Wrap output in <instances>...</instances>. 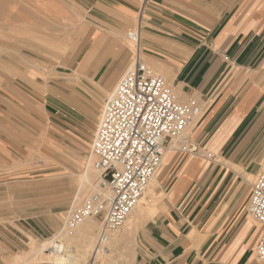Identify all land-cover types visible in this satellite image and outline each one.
Listing matches in <instances>:
<instances>
[{
  "label": "crops",
  "instance_id": "obj_1",
  "mask_svg": "<svg viewBox=\"0 0 264 264\" xmlns=\"http://www.w3.org/2000/svg\"><path fill=\"white\" fill-rule=\"evenodd\" d=\"M89 1L88 11L129 16L108 0ZM137 1L144 53L163 65L180 96H192L201 106L188 128L201 156L188 159L191 155L175 150L166 157L156 185L164 195L158 209L153 207L157 214L136 230L132 264H264L254 256L258 226L240 208L251 185L247 176L264 158V150H256L264 139V87L254 74L264 60V0ZM109 44L100 51L110 50L99 68L115 51L108 63L114 73L125 55ZM152 49L156 56L149 54ZM97 64L85 69L98 70ZM49 96L44 104L49 120L63 123L59 109L68 110L69 102ZM8 136V130L0 133V143L6 145ZM207 151L213 159L204 157Z\"/></svg>",
  "mask_w": 264,
  "mask_h": 264
},
{
  "label": "rangeland",
  "instance_id": "obj_2",
  "mask_svg": "<svg viewBox=\"0 0 264 264\" xmlns=\"http://www.w3.org/2000/svg\"><path fill=\"white\" fill-rule=\"evenodd\" d=\"M89 2L0 0V17L9 18L8 24L0 22V133L8 130L10 138L6 145L0 143V264H14L15 259L16 264H22L23 256L28 251L27 232L43 238L51 236L63 226L65 219L61 212L72 207L70 200L75 194L73 179L84 167V159L89 156L88 145L97 124L96 114L100 112L107 95L100 93V88L94 82L104 86L107 79L112 77L106 88L112 89L126 71L134 52L135 45L126 39L125 34L128 30L136 29L137 14L140 12L137 9L141 10L138 1L108 0V5L117 6L122 13H128L126 18L112 10L106 12L97 9L99 15L88 11ZM61 21L75 25L78 22L82 27L78 24V27L63 26V23L60 26ZM122 23H125L122 29L112 27ZM45 24L56 26L58 33L65 36L59 38L64 46H56L39 38L40 28ZM112 29L120 37L111 35L105 40L109 41L111 51L122 47L125 55L123 67L115 74L110 70L112 66L108 63L112 56L115 57L113 51L99 68V61L101 63L110 51L106 50L94 59L98 63V70L90 67L81 69L96 35H105ZM152 52L149 54L156 56V50ZM254 74L255 80L264 87V60ZM75 84L78 86L73 87ZM169 86L177 100H185L171 84ZM50 93L54 95L55 101L62 98L70 104L68 110L59 109L65 115L63 123L52 120L55 123L53 125L44 109ZM90 94L101 99L95 102ZM256 150L262 154L264 139ZM200 156L198 153L188 159ZM262 166L264 158L260 159L257 171L247 176L249 183L254 181ZM248 191L249 185L241 199L240 208L249 218L246 209ZM155 192L156 195H151L149 189L141 206L158 209L164 194L158 186ZM91 194L94 193L90 191L85 197ZM157 212L155 209L151 211L144 222L137 226V230ZM92 220L95 225L99 224L97 219ZM128 224L127 219L113 235L114 243L109 255L102 253L86 264H132L136 231L135 234L128 233L121 237ZM93 238L97 240L98 230L94 231ZM44 252L49 254L50 250Z\"/></svg>",
  "mask_w": 264,
  "mask_h": 264
},
{
  "label": "built area",
  "instance_id": "obj_3",
  "mask_svg": "<svg viewBox=\"0 0 264 264\" xmlns=\"http://www.w3.org/2000/svg\"><path fill=\"white\" fill-rule=\"evenodd\" d=\"M126 38L135 45L132 62L103 100L89 143L92 164L109 193L91 194L65 217L67 230L86 217L99 221L95 254L103 251L109 233L118 229L136 206L172 140L180 153H200L199 146L186 134L201 112L200 104L192 96L177 100L166 79L141 59L139 27L128 30ZM203 155L214 158L210 151ZM246 209L258 226L254 256L264 262V166L250 185Z\"/></svg>",
  "mask_w": 264,
  "mask_h": 264
},
{
  "label": "bare ground",
  "instance_id": "obj_4",
  "mask_svg": "<svg viewBox=\"0 0 264 264\" xmlns=\"http://www.w3.org/2000/svg\"><path fill=\"white\" fill-rule=\"evenodd\" d=\"M139 6H141V4ZM8 21H9V18L0 17V22L2 24H4V23L8 24L9 23ZM136 21H137V25L135 28H138L140 25L139 24L140 18L138 17L136 19ZM61 23H63V26L73 25V27H78V25H79L78 22H77L78 25L76 24L77 25L76 26L75 24H72L71 22L61 21L59 23L60 26H62ZM49 25L50 26H48V24L47 25L45 24L44 26L43 25L41 26L40 31H39V38L44 39L47 42L50 41L52 44H55L56 46H60V47L64 46L60 42L59 38H63L65 36L58 33L59 31H57L58 29L55 25H54L55 27L51 26L52 24H49ZM79 27L81 28L82 26L79 25ZM54 30H56V31H54ZM102 32H105V31H102ZM61 33H62V31H61ZM111 33L113 35H117V36L119 35L118 32H111ZM120 35H121V33H120ZM105 37H106V35H104L103 33L99 37H97V35H96L95 42L92 45V48L89 51V54L85 57L84 62L81 65V69H85L86 67H88L89 64L94 61L97 54H99L100 51H102V49L105 47V44H106ZM118 37H120V36H118ZM125 37H126V34H125ZM125 37L123 38V41H125L127 39V38L125 39ZM138 48H139V53H140L141 59L148 66H150L155 73H159L164 78H166L165 75L163 74V72L161 71V68L163 67V65H161L160 63H157L155 61H151L148 58V56L144 53V49L141 47L140 40H138ZM119 51H123L121 46L119 47ZM134 53H135V49H134L133 54L130 57V61H129L127 68L129 67V65L132 62ZM30 64H32V63H30ZM111 81H112V78L109 79L105 83L104 86L101 85L100 83H97V82H94V83L96 84V86H98L100 88L99 92L100 93H103V92L106 93L107 94L106 97H108L111 94L113 88L110 90H108L106 88H107V86H109V84H110L109 82H111ZM90 97H92V99H94L95 102L98 101L99 99H101L100 97L95 96V94H92ZM93 105L95 106V103H93ZM90 110L93 111L91 108H90ZM99 114H100V112H98L96 114V115H98L97 121H98L99 116H100ZM187 131H188V129H187ZM187 131H186V134H187ZM175 147H176L175 141L172 140L171 143L169 144V146H167L166 149L164 150L162 160H161V164H160L158 170L156 171L154 176L149 181L146 190L143 192V194L140 197L139 201L137 202L136 206L128 213L127 217L125 218V221L128 219L129 224L127 226H125V228L123 229L121 237H124L125 234L127 235L128 233H134L135 234V231L137 230V226L143 222V220L146 217V214H149L153 210L152 207L144 208L143 206H141V203L144 202L146 192L149 189L152 191L151 195H155V187L159 183L160 174H161L163 168L165 167L166 157L168 156L170 151L175 150ZM82 161H83V159H82ZM83 162H84V167L78 172L76 177L73 179L74 186H75L74 187L75 188V194L71 197L70 203L72 204V207L70 206L71 207L70 209L81 204L85 200V198H87L85 196H87V194L90 191H92V193L99 192L103 196H107L109 193L108 192L109 191L108 186L103 187L101 185L102 179L100 177L99 171L96 170L92 164V156L89 155L86 159H84ZM70 209H67L66 211L61 212V214L64 215V219L69 214ZM92 219H93L92 217L84 218L80 223H78L71 230H67L65 228V220H64V224L61 228L56 230L51 236H47V237H43V238H41L39 236H32L30 233L27 232L26 237L28 239V242L26 244L28 245V251L23 256L22 264H86V263H91V261H93L96 258V256H99L102 253H107V255H109V253L112 251V246L114 243L113 242V238H114L113 235L116 233V231H118V229H120L124 225L125 221L123 222V224L118 229L109 233V239L103 245V251L95 254L94 248L98 244V238H97V240H94L93 235H94L95 230H98V232H99L100 223L98 225H95L93 223ZM62 245H63V247H62ZM61 247H62V249H61ZM46 249L50 250L49 254H45L44 251ZM16 262H17V259L14 260V264H16Z\"/></svg>",
  "mask_w": 264,
  "mask_h": 264
}]
</instances>
